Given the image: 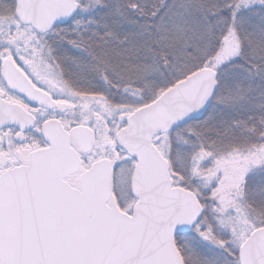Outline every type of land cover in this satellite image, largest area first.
Returning a JSON list of instances; mask_svg holds the SVG:
<instances>
[{
    "label": "snow or ice",
    "instance_id": "6c2138e0",
    "mask_svg": "<svg viewBox=\"0 0 264 264\" xmlns=\"http://www.w3.org/2000/svg\"><path fill=\"white\" fill-rule=\"evenodd\" d=\"M0 264H264V0H0Z\"/></svg>",
    "mask_w": 264,
    "mask_h": 264
}]
</instances>
